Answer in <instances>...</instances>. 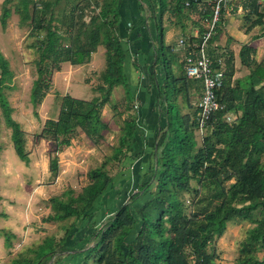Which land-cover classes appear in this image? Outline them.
<instances>
[{
    "label": "trees",
    "instance_id": "16d2710c",
    "mask_svg": "<svg viewBox=\"0 0 264 264\" xmlns=\"http://www.w3.org/2000/svg\"><path fill=\"white\" fill-rule=\"evenodd\" d=\"M120 1L2 2V28L7 29L12 15L18 14L20 23L29 26V37L34 39L31 47L38 52L36 79L30 94L37 117L38 107L53 88L54 73L61 72L66 63L87 65L100 47L105 49V67L100 73L99 84L93 89L98 95L91 100L77 99L69 94L63 96L58 116L45 121L37 141H51L55 153L71 147L78 135L99 144L111 132L109 124L102 118V110L109 105L117 116L126 115L113 155L100 167L88 172L89 183L82 191L77 194L68 189L50 198L51 213L46 222L61 225L63 237H46L40 245L27 249L10 264H47L55 255H59V263L68 257L73 264H217L216 240L225 235L229 224L240 222H249L251 228L249 236L241 243L236 264H264V256L260 257L264 255V59L258 62L253 57L256 49L243 46L241 63L250 69V73L244 79L233 81L234 59L229 57L224 85L217 91L218 101L225 108L216 113L203 134L199 130L200 109L197 104L191 107L185 70L178 76L171 72L170 47L163 41V16L165 12L171 16L182 15L184 4L189 2L191 12L198 17L195 23L203 30L196 39H185L199 44L209 29L206 21L212 19L217 0L203 3L204 8L200 10L201 0H176L173 10L161 0L159 18L156 5L151 3L149 11L159 29L156 64L166 71L164 85H158V97L166 106L165 123L149 148L141 147L139 151L136 144L142 139L139 134L141 126L132 116L135 96L128 77L130 54L121 32ZM241 2L248 11L246 21L254 27L263 25L264 0ZM88 10H91L89 16ZM221 24L219 21L210 45L218 40ZM211 53L215 54L213 50ZM217 56L224 58L223 54ZM10 76L9 62L0 52L2 116L6 127L11 130L17 156L28 164L27 135L14 119V109L4 99L3 85ZM120 86L126 95L119 103H113L112 93ZM179 96L190 108V113L182 112ZM231 111L238 116L228 123L224 116ZM197 131L204 135L200 145L195 135ZM127 160H139L140 167L149 164L145 174L149 177L144 181L122 174ZM110 162H116L120 174L125 176L121 179L124 191L115 188L116 178L108 169ZM50 170L57 176V155L50 161ZM232 180L234 182L228 185ZM131 183L132 190L136 191L127 198L128 201L122 202ZM114 191L121 197L113 203L114 211L108 215L103 213V219L108 217L99 224L95 215H101L105 209L97 210L96 204L102 199L105 202L108 193L115 195ZM146 197L148 199L143 200ZM0 216L5 217L2 213ZM79 226L86 228L87 243L73 254L71 249L77 243L85 242L84 237H79L82 234L78 231ZM1 233L6 246L11 248V240L16 236L6 230Z\"/></svg>",
    "mask_w": 264,
    "mask_h": 264
},
{
    "label": "rangeland",
    "instance_id": "374dc122",
    "mask_svg": "<svg viewBox=\"0 0 264 264\" xmlns=\"http://www.w3.org/2000/svg\"><path fill=\"white\" fill-rule=\"evenodd\" d=\"M211 1L208 0L207 3ZM2 2L3 0H0V14ZM184 8L185 12H182V15L171 16V20H165V22L174 23L175 28L181 31L182 25L187 22L186 18L195 17L193 22H196L198 17L193 14L195 12H191L189 6L187 7L185 4ZM86 13L89 16L91 10ZM190 13H192V16ZM122 22L123 18H121ZM129 27L131 28L130 25ZM29 34V26L22 25L20 16L16 13L9 20L7 29L4 30L0 24V52L8 60L9 70L11 71V76L6 78L3 85L4 99L14 109L13 117L21 124L27 135L26 149L30 157V163L26 164L17 156L11 140V130L5 125L0 107V147L2 148L0 152V213L5 215V217L0 216V264H10L14 258H17L27 249L40 245L46 237L52 235L57 239L63 237L64 230L61 225L46 222L48 215L51 213L50 198L59 196L68 189H73L77 194L82 191L89 183L88 172L100 167L107 158L113 155V149L119 143L122 127L120 124L124 123L126 117V115L117 116L113 110L108 112L107 107H105L102 110V118L109 124L111 132L107 133L105 141H101L99 144H94L88 139L80 138V135H78L72 147L55 153L56 148L51 141H37V135L42 131L45 121L57 117L63 96L69 94L77 99L91 100L98 95L93 89L99 84L100 73L103 70L98 75L93 73L105 67V53L104 48L100 47L94 56L96 61L91 67L89 66L90 62L76 70L71 71L69 67H66L64 73H54L53 88L43 104L38 107L39 116L37 117L30 102V94L33 81L36 79L35 61L38 58V52L31 47L34 39L30 38ZM176 39L177 33L173 41ZM70 74L75 75V77H71L69 83L68 77ZM125 95V89L121 86L117 87L112 93L111 101L119 103ZM135 110L137 109H134V115L136 114ZM188 111V109H184L183 113L187 114ZM195 135L200 145L204 135L202 136L198 131ZM149 151L151 150L149 149ZM56 155L59 161V170L57 176H54L50 170V161ZM151 157H153L154 162V156L151 155ZM127 168L128 165L124 164L122 170ZM108 169L110 175L116 178V190L123 189L124 191L125 187H122L121 179L125 176L120 174L121 170L118 164L110 162ZM146 177L149 176L146 175L144 178L146 179ZM144 178L142 179L145 181ZM233 182L232 180L228 185ZM132 188L131 183L130 188L126 190L125 195L122 197V202L128 201L127 198L136 191ZM111 193L112 195L108 193L109 197L105 200L107 204L103 199L102 202L98 200L96 204L97 210L100 208L105 209L101 215L97 213V216L95 215L99 224L108 217L106 216L103 219V213L108 215L111 211H114L113 203L118 202L117 200L121 197L119 194L116 195V192L115 195L113 192ZM147 197L143 200H147ZM97 210L95 211L97 212ZM83 227L79 226L80 230L78 231L82 233L79 237L81 239L84 237L85 242L82 244L77 243V246L70 251L73 254H75V251L82 250L84 244L87 243V231ZM250 228L251 224L249 222L229 224L225 235L218 238L214 245L219 255L217 264H236L241 243L249 236ZM3 230L16 236L11 240V248L5 244V238L1 233ZM263 256L260 255L261 258ZM70 260L71 258L65 257L59 263V255H55L47 264H73L74 262L71 263Z\"/></svg>",
    "mask_w": 264,
    "mask_h": 264
},
{
    "label": "crops",
    "instance_id": "0c3cea01",
    "mask_svg": "<svg viewBox=\"0 0 264 264\" xmlns=\"http://www.w3.org/2000/svg\"><path fill=\"white\" fill-rule=\"evenodd\" d=\"M165 1L169 4L168 8L173 10L176 0ZM201 1L202 6L198 7L199 10L204 8L203 3H206L208 0ZM160 2L161 0L120 1V14L121 18H123V22L121 23V32L124 37L123 42L127 45L130 52V62L127 63L128 77L130 79L131 90L135 96L134 107L135 105L137 106V110H135L136 114H133V118L138 120L137 122L141 126L139 134L142 139L138 142V144H136V147L139 146V151L141 147L149 148V144L155 141L159 128H161V125L165 123L164 113L166 106L165 103L158 97V85L160 87L164 85L166 71L163 66L156 64V48L159 46V29L156 21L149 11L150 4H155L156 15L157 18H159L161 16L160 11L158 10ZM188 3L189 2H186L185 4L187 7L189 6ZM183 9L185 8L183 7ZM183 12H185V10H183ZM247 12L248 11L244 9L241 0L230 2L223 9L220 20L222 21V24L220 26L221 33L219 38L211 45L210 48V51L213 50L215 54L224 55L225 68L229 57H233L235 66L233 81L244 79L250 73V69L241 63L240 51L243 46H250L256 49V54L253 55V57L258 62H261L264 59V24L255 27L251 26L252 23L247 22L245 19ZM190 14L192 16V13ZM193 14L195 15V13ZM170 18L171 15L165 12L163 16V41L166 46L170 47L168 60L170 62L171 72L174 73L175 76H178L184 70V66L182 65L184 52L176 46L178 41L185 37L196 39L199 37L201 30L203 29L193 22L195 17H192L193 19L185 17L187 22L182 25V31L177 30L173 25L174 23L165 22V20H171ZM252 20H255V17H252ZM206 22L207 27L209 28V23L208 21ZM176 33L177 39L173 41V38L176 37ZM185 33H187L186 36H184ZM95 54H93L91 63L89 64L90 67L96 61L94 58ZM66 67H69L72 71L76 70L80 66H72L71 64L66 63L63 66V71L58 72V74L64 73ZM102 70H104V67L100 71H95L93 74L98 75ZM71 77L73 78L75 75H69V83L71 82ZM188 81L190 103L191 107H194L200 100L202 86L198 81L191 79H188ZM178 101L179 105L182 107V112L184 109H188V113L191 112L190 108H187V106L182 103L181 96L178 97ZM106 107L108 112L112 110L109 105ZM229 114L234 120H236L238 116L236 112L231 111ZM120 125H123V123ZM138 161L139 160H127L126 164L128 165V168L123 170L122 174L126 173L128 176L135 179L144 178L148 168L146 166L140 167ZM132 163L133 165H131Z\"/></svg>",
    "mask_w": 264,
    "mask_h": 264
},
{
    "label": "built area",
    "instance_id": "2783aa9c",
    "mask_svg": "<svg viewBox=\"0 0 264 264\" xmlns=\"http://www.w3.org/2000/svg\"><path fill=\"white\" fill-rule=\"evenodd\" d=\"M232 1L234 0H217L213 17L208 22L209 29L203 34L201 43H189L187 39L181 38L176 45L184 52L186 77L200 82L202 86L201 98L197 103L200 109L199 130L202 133L216 113L225 108L217 98V91L223 87L225 81L224 58L211 53L210 40L216 34L223 9ZM224 119L228 123L234 121L229 113Z\"/></svg>",
    "mask_w": 264,
    "mask_h": 264
}]
</instances>
